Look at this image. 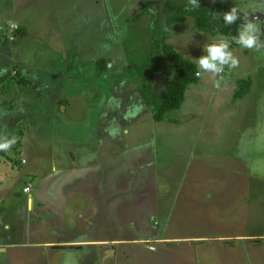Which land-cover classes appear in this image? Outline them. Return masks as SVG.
Segmentation results:
<instances>
[{"label":"rangeland","instance_id":"rangeland-1","mask_svg":"<svg viewBox=\"0 0 264 264\" xmlns=\"http://www.w3.org/2000/svg\"><path fill=\"white\" fill-rule=\"evenodd\" d=\"M166 1L0 0V185L10 190L1 221L24 243L0 252V264H74V252L84 256L77 264H101L98 240L113 238L123 245L110 250L114 264H264V30L256 19L264 0H196L224 2L235 21L240 12L250 27L240 23L238 46L200 31L193 16L164 25L198 65L199 81L157 121L139 89L152 78L139 77L138 62ZM98 57L112 59L108 73L94 69ZM163 76L152 79L156 92ZM247 77L250 91L234 100ZM32 79L41 90L29 96ZM20 92L31 113L9 120ZM65 139L96 141L100 167L88 187L58 201L45 179L54 161L66 165L56 144ZM55 240L75 242L59 250Z\"/></svg>","mask_w":264,"mask_h":264},{"label":"trees","instance_id":"trees-1","mask_svg":"<svg viewBox=\"0 0 264 264\" xmlns=\"http://www.w3.org/2000/svg\"><path fill=\"white\" fill-rule=\"evenodd\" d=\"M148 1V0H146ZM149 4V2H148ZM149 6L142 13H149ZM165 19L162 16L154 23L151 32L150 50L138 62L139 77L156 78L157 73L164 72L162 88L156 92L152 79L149 85L140 87L145 102L152 107L153 117L157 121L165 118L166 113L179 109L184 101L186 90L191 83L199 81L198 65L177 51L169 42V35L163 30L164 25L183 22L188 16H193L200 31L222 35L230 41V45L241 44L240 24L231 18L229 6L224 2L201 3L196 0H167L163 7ZM18 35L28 34L26 26L16 29ZM73 65V64H72ZM114 64L109 57H98L94 69L99 73H108ZM69 70H72L69 68ZM251 77L237 80L233 99L243 98L252 87Z\"/></svg>","mask_w":264,"mask_h":264},{"label":"crops","instance_id":"crops-1","mask_svg":"<svg viewBox=\"0 0 264 264\" xmlns=\"http://www.w3.org/2000/svg\"><path fill=\"white\" fill-rule=\"evenodd\" d=\"M262 13V12H261ZM217 38H220V35L216 36ZM226 47V46H224ZM30 72H28L27 76L28 78H30ZM33 80V79H32ZM34 87L32 89L33 92L29 93V96L32 94L36 95V93L38 94V92L41 90L40 85L38 82L34 81ZM19 87V85H18ZM25 90L21 89V91ZM105 93V92H103ZM2 92L0 91V112H4L5 110V106L3 105V102L5 99L1 97ZM22 97V101H27V104L29 102V100H26V94H22V92H20L18 98V102H17V108L16 109H9L7 108V111L9 114V120L10 119H15V120H21L26 118L24 116V114H29L31 113L30 111H28L26 109L25 103L21 102L19 99V97ZM25 97V98H24ZM28 98V97H27ZM6 104V102H5ZM31 104V103H29ZM13 107V106H12ZM14 108V107H13ZM61 143V144H60ZM56 144H60V151H62L65 155V162L66 165L65 166H58L57 161H59L58 159L56 160V162L54 161L53 164L51 165V172L46 174V181H47V186H48V190L59 194L61 197L58 201H61V199L63 200V198L68 199L70 194H72V192H74L73 190L75 189V191L79 190L82 188V186H84V184H88L89 180L92 179L93 175L95 174L96 176H98V170L100 167V163L95 161V158L97 156H100V149L97 146V142L96 141H91V140H85L82 143H73L71 140L65 139L62 142H57ZM99 145H101V143H99ZM61 147L65 148V151L61 150ZM59 148H57L58 150ZM104 158H105V153H104ZM6 162V160H4ZM10 162L11 159H10ZM22 162H25V159L22 160ZM62 168V170H61ZM92 177V178H91ZM90 184L87 185V187ZM25 186H29V184L25 185ZM2 185H0V252H4L5 254H8L11 250L13 251L15 248L16 250L18 249L17 247H21L22 244H24L21 240H18V238L14 239V235L9 234L6 231V228L9 227L8 223H3L2 226V215L5 214V208L3 205V197H4V193L7 194V192H10L9 189H1ZM113 187V186H112ZM24 191V190H23ZM113 191V189H112ZM25 192V191H24ZM121 191L118 190L117 193H120ZM25 193H29L27 196V209L29 210H33L35 208V201H34V197L32 194V191L30 190L29 192H25ZM120 197V196H118ZM42 204H37V207L40 208ZM55 225V224H54ZM23 232V234L25 233L24 229L20 230V233ZM20 233H18V235L20 236ZM152 240L151 238H144V239H139V241H145V244L148 243L146 241ZM95 241V240H93ZM69 242H75V241H49L50 244H53V248L56 249H65L66 247H60L57 245H60L62 243H69ZM97 242V241H95ZM114 242V243H113ZM98 243L100 244V247L102 248L103 252L102 254H99L98 256H96L95 261L96 263L99 260V257H102V259L100 258V263L101 264H114V262L111 260V255L113 254V252H119L120 249L116 248V247H121L122 242L121 239L118 238H113V239H106V240H98ZM111 246V244H115ZM144 244V245H145ZM150 245V244H149ZM123 246V245H122ZM152 246V244H151ZM151 248H156V246L151 247ZM110 250H113V252H111ZM74 256L72 255L71 257H73L72 262L74 264L79 263L84 256H82L79 253H73ZM61 255H63L61 252L59 253H55L54 256L56 257H61ZM122 256H118V258H121ZM93 258V257H92ZM107 258V259H106ZM67 259L60 260L59 263L60 264H64L66 262ZM105 261V262H104ZM116 264V262H115Z\"/></svg>","mask_w":264,"mask_h":264},{"label":"flooded vegetation","instance_id":"flooded-vegetation-1","mask_svg":"<svg viewBox=\"0 0 264 264\" xmlns=\"http://www.w3.org/2000/svg\"><path fill=\"white\" fill-rule=\"evenodd\" d=\"M248 13H249V14H248ZM248 13H245V12H244V15H245L246 18H249L250 21H252V19H253L252 14L250 15V12H248ZM232 14H233V17H234V12H233L232 9L230 8V14H228V18H231V19H232V17H231ZM235 17H236V20L239 22V24L242 23V25L250 27V26L248 25V24H250V23H247L246 21H244V19H242V15H241L240 12H239L238 10H236V9H235ZM251 18H252V19H251ZM256 19L259 20L258 26H259V28H260V31H261V30L263 31V30H264V16H263V13L260 14V15H257V16H256Z\"/></svg>","mask_w":264,"mask_h":264},{"label":"built area","instance_id":"built-area-1","mask_svg":"<svg viewBox=\"0 0 264 264\" xmlns=\"http://www.w3.org/2000/svg\"><path fill=\"white\" fill-rule=\"evenodd\" d=\"M25 192H29L31 190V187L30 186H25L24 189H23Z\"/></svg>","mask_w":264,"mask_h":264},{"label":"water","instance_id":"water-1","mask_svg":"<svg viewBox=\"0 0 264 264\" xmlns=\"http://www.w3.org/2000/svg\"><path fill=\"white\" fill-rule=\"evenodd\" d=\"M148 246H149V247H154L153 245L151 246V245H149V244H148Z\"/></svg>","mask_w":264,"mask_h":264}]
</instances>
